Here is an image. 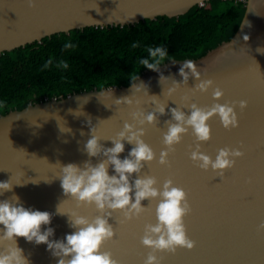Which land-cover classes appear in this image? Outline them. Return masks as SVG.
Wrapping results in <instances>:
<instances>
[{
	"label": "water",
	"instance_id": "water-1",
	"mask_svg": "<svg viewBox=\"0 0 264 264\" xmlns=\"http://www.w3.org/2000/svg\"><path fill=\"white\" fill-rule=\"evenodd\" d=\"M207 1L35 0V8H30L27 0H0V53L74 29L135 25L163 15L179 17L196 5L204 6ZM244 36H248L247 41ZM186 60L196 63L202 79H211L214 87L223 90L220 101L213 99V88L207 93L190 91L197 83L191 77L187 87L182 85L168 94L171 79L161 84V73L182 83L179 69ZM140 81L147 85L149 95L159 97L161 103H168L167 114L159 118L157 126H145L143 139L156 153V161L145 165L142 172L154 176L158 187L171 178L174 185L185 190L192 212L184 222L188 237L196 242L191 251L178 249L175 255L157 253L162 257L161 264H264V233L257 232V226L264 222V0H247L243 20L230 40L199 58L172 59L164 63L159 72L146 70L137 83ZM130 87L131 84L95 88L0 114V182L12 177L13 182L21 183V186L14 185L12 192L0 196V201L15 194L26 209L52 214L51 223L42 226V231L48 227L54 229L50 240L55 241L64 240L67 234L75 231L69 226L67 214L76 213L90 220L100 215L94 205L78 207L75 200L64 195L58 178L59 164L74 163L83 167L89 159L93 165L99 162L100 158H90L84 151L91 138L89 118L91 127H96V134L101 138L100 144L105 148L113 147L110 139L123 129L124 123H134L130 113L135 105L130 108L115 103L116 99L132 95ZM110 89L112 96H99ZM138 98L146 112L152 110L150 97L139 94ZM241 100H246L248 106L243 111L239 107L235 109L239 126L225 130L219 118L214 117L208 122L211 139L200 145L201 151L213 160L218 150L225 147L239 148L245 153L222 179L212 170H201L190 159L197 144L191 130L169 155L170 167L158 164L159 154L165 150L163 134L167 129L164 121L171 119L170 108L185 103L205 108L217 102ZM183 111L190 115L189 109ZM77 112L79 115L75 114ZM64 128H70L71 132H61ZM123 143L125 151L120 159L128 156L133 147L127 141ZM114 174L109 168V175ZM135 178L133 174L132 179ZM148 203L142 201L145 207ZM156 203L154 201L148 211L131 222L120 223L122 213H112L109 223L116 235L103 250L112 252L119 264H144L151 250L140 241L145 225L157 222ZM16 240L30 264H58V258L47 245H36L20 237Z\"/></svg>",
	"mask_w": 264,
	"mask_h": 264
},
{
	"label": "clouds",
	"instance_id": "clouds-1",
	"mask_svg": "<svg viewBox=\"0 0 264 264\" xmlns=\"http://www.w3.org/2000/svg\"><path fill=\"white\" fill-rule=\"evenodd\" d=\"M27 3L30 8L36 6L35 0H27ZM243 39L247 41L248 36H244ZM138 46L136 43L132 45L133 48ZM73 47L75 46L70 42L64 43L65 49ZM146 51L148 58L141 59L139 63L151 71L159 72L168 57L167 48L161 45L148 47ZM52 63V58H49L43 67L48 68ZM56 67L66 70L69 64L61 60ZM179 76L183 78L182 83L161 73V84L162 81L171 79L172 87L167 89L169 95L182 85L187 87L191 77L197 83L190 91L207 93L213 88L212 96L215 101H220L224 96L221 88L214 87V81L202 79L201 70L193 60L181 63ZM130 80L132 95L116 99L115 103L130 108L135 105V110L130 113L134 123H124L123 129L110 139L113 147L105 148L100 144L101 138L96 134V127H91L89 118L91 138L87 140L84 151L90 158H100L99 162L93 165L89 159L83 163V167L74 163L64 166L57 163L61 169L58 178L64 195L75 200L78 207L94 205L100 215L90 220L76 213L67 214L69 226L75 231L67 234L64 240H50L54 235V229L48 227L42 231V226L51 223L52 214L47 211L26 209L20 198L13 194L9 199L0 201V225L3 226L0 228V264H30L23 249L17 245V237L24 238L30 243L35 242L36 245H47L52 255L58 258V264H119V261L113 258L112 252L103 250L104 245L113 241L116 235L113 225L109 223L112 213H122L123 220L120 223L131 222L148 211L154 201L157 202L155 204L157 222L154 225H145L140 241L145 248L151 250L144 264H161L162 257H158L157 253L175 255L178 249L191 251L195 248L196 242L188 237L184 222L185 217L192 212L185 190L174 185L171 178L166 179L162 187H158V181L154 176L142 172L145 165H151L156 161V153L143 139L146 136L145 126L156 127L159 118L167 114L165 110L168 103H161L159 97L149 95L147 85L142 81L137 83L139 76L131 75ZM104 94L112 96V89L108 93H99V96ZM139 94L150 97L151 111L146 112L141 106ZM247 106L248 102L241 100L226 101L224 104L217 102L205 108L199 107L196 103H185L170 108L171 119L164 121V127L167 129L163 134L165 150L160 152L158 164L170 167L169 155L175 152V146L179 145L183 136L191 130L197 144L195 150L191 151L190 159L201 170H212L222 179L224 173L232 169L236 160L243 158L245 153L239 148L225 147L218 150L213 160L201 151L200 145L211 139V127L208 123L210 120L218 117L223 128L230 131L239 126L236 107L243 111ZM183 109H189L190 115H186ZM78 113L80 112L75 114L79 115ZM61 132H71V129L64 128ZM81 135L84 133L81 132ZM124 141L133 147L128 156L120 159V154L125 151ZM109 168L113 169L114 175H109ZM133 174H136L134 180ZM14 185L21 186V183L13 182L12 177L0 182V196L5 192H12ZM145 200L149 202L147 207L142 205V201ZM257 232L264 233V222L257 226Z\"/></svg>",
	"mask_w": 264,
	"mask_h": 264
},
{
	"label": "trees",
	"instance_id": "trees-1",
	"mask_svg": "<svg viewBox=\"0 0 264 264\" xmlns=\"http://www.w3.org/2000/svg\"><path fill=\"white\" fill-rule=\"evenodd\" d=\"M246 3L209 0L179 17L163 15L135 25L74 29L0 53V114L53 97L130 85L131 75L149 70L139 63L148 58V47L167 48L164 63L199 58L234 36ZM65 42L75 47L65 49ZM134 43L139 46L133 48ZM49 58L53 63L44 68ZM61 60L69 64L68 69L56 67Z\"/></svg>",
	"mask_w": 264,
	"mask_h": 264
},
{
	"label": "built area",
	"instance_id": "built-area-1",
	"mask_svg": "<svg viewBox=\"0 0 264 264\" xmlns=\"http://www.w3.org/2000/svg\"><path fill=\"white\" fill-rule=\"evenodd\" d=\"M240 1H245V2H247V0H240Z\"/></svg>",
	"mask_w": 264,
	"mask_h": 264
}]
</instances>
